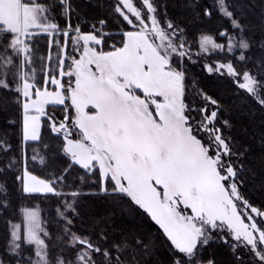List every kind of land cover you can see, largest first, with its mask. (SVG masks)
I'll use <instances>...</instances> for the list:
<instances>
[{"label":"snow or ice","instance_id":"6c2138e0","mask_svg":"<svg viewBox=\"0 0 264 264\" xmlns=\"http://www.w3.org/2000/svg\"><path fill=\"white\" fill-rule=\"evenodd\" d=\"M106 7L89 21L75 0H0V107L16 109L15 143L0 135V264H218L212 242L231 264H264L249 150L191 72L264 110V40L248 35L238 0H186L196 31L162 0ZM213 19L223 23L203 27ZM85 189L132 223L110 212L86 224Z\"/></svg>","mask_w":264,"mask_h":264},{"label":"trees","instance_id":"16d2710c","mask_svg":"<svg viewBox=\"0 0 264 264\" xmlns=\"http://www.w3.org/2000/svg\"><path fill=\"white\" fill-rule=\"evenodd\" d=\"M211 3L212 0H207ZM75 3L80 5L81 20L87 18L93 21L94 18H103L108 14L106 4L108 0H75ZM166 3L170 15L179 17L181 20H186L193 31L201 27V22L194 20L191 12L186 7V0H162ZM238 11L241 12L246 25L248 26V35L255 39V35L264 37V0H241L238 4ZM73 23H76L77 17L74 15ZM61 23L63 20L61 19ZM223 21L213 19L203 22V27L212 30L217 28ZM46 42L41 41V49H45ZM191 72L201 82V86L206 88L211 94L221 97L226 106L223 118L230 119L232 127L225 130L226 135L234 138L237 146L243 145L248 149V154L245 159L247 171L244 173L245 192L248 196L257 201L264 202V110L255 105L253 101L246 97L239 96L231 87L227 79L218 78L216 75H208L199 70V66L192 67ZM1 94V93H0ZM7 117L2 115L0 119L8 122L12 115L15 114L14 106H9L6 109ZM5 117V118H4ZM0 128V134L4 135L7 132L8 137L12 142L16 141V130L12 127ZM49 138L46 136L45 140ZM55 141H51L52 146H55ZM39 165V161L36 162ZM57 163L55 167H59ZM77 174H73L71 179H75ZM11 180V179H10ZM85 194L81 197V207L84 212L86 224L90 225L96 218L105 216L110 212L115 214L112 216L117 227H122L131 224L132 221L122 216L119 210L111 209L106 200L102 196L89 194L85 189ZM55 204L54 198L48 199L42 205L45 217L52 218V230L55 232L57 228L55 220ZM81 226V225H78ZM154 231V229H153ZM163 252V249H161ZM215 253L218 264H231V258L228 248L223 244L212 243L208 248L207 254Z\"/></svg>","mask_w":264,"mask_h":264},{"label":"rangeland","instance_id":"374dc122","mask_svg":"<svg viewBox=\"0 0 264 264\" xmlns=\"http://www.w3.org/2000/svg\"><path fill=\"white\" fill-rule=\"evenodd\" d=\"M241 2V0H238V4ZM262 40H264V37L262 38H260V36H259V38H258V36L257 35H255V39H254V41H256V42H259V41H262ZM254 55H256V56H258L259 55V49H258V47L254 50ZM196 66H199V65H196ZM209 75V74H208ZM211 76V75H210ZM3 95V93H1L0 94V96H2ZM7 112H6V109L5 108H3V107H0V116H2V115H4V116H6L7 117ZM5 118V117H4ZM10 127L9 125H8V122H6V121H4V120H2V119H0V128L1 129H3L2 127ZM1 135V134H0ZM0 179H3V177H0ZM8 179L10 180L11 179V177L9 176L8 177ZM2 233H3V228H2V226H0V235H2ZM212 243H215V242H212Z\"/></svg>","mask_w":264,"mask_h":264}]
</instances>
